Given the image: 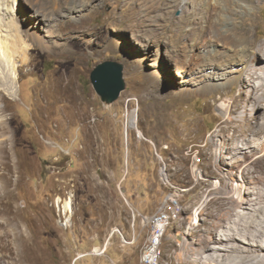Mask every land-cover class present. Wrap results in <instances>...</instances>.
<instances>
[{
    "label": "rangeland",
    "instance_id": "1",
    "mask_svg": "<svg viewBox=\"0 0 264 264\" xmlns=\"http://www.w3.org/2000/svg\"><path fill=\"white\" fill-rule=\"evenodd\" d=\"M44 1L64 24L51 39L59 49L34 44L18 82L0 84V123L11 133L0 125V139L6 138L0 142V255L8 264H139L149 216L169 208L159 264H182L179 244L192 222L203 220L192 211L210 195L230 194L232 181L221 178L232 161L226 150L242 138V128L229 137L234 127L228 119L239 81L208 89L206 83L184 85L177 72L176 61L187 64L192 38L207 36L215 12L204 10L206 0H186L183 12L182 0H77V11H55L59 0ZM251 1L258 18L241 29L260 44L264 0ZM8 2L12 13L4 15ZM4 3L1 15L16 24L43 5ZM68 14L85 16L77 24ZM193 48L201 55L207 45ZM105 60L124 64L125 89L113 102L102 100L90 78ZM199 64L190 65L203 68ZM241 188L233 192L240 200ZM25 237L42 248L32 263L25 260Z\"/></svg>",
    "mask_w": 264,
    "mask_h": 264
},
{
    "label": "bare ground",
    "instance_id": "2",
    "mask_svg": "<svg viewBox=\"0 0 264 264\" xmlns=\"http://www.w3.org/2000/svg\"><path fill=\"white\" fill-rule=\"evenodd\" d=\"M4 1L6 0H0V66L1 62L6 64V66L4 64L3 71L6 72V76H9H0V84L14 86L19 80L20 68L31 63L34 44L41 45L44 50L59 49L52 43L51 39L60 36L61 25L64 27V24H60L59 18L51 16L44 0H37L43 5L24 15L23 20L18 21L19 24L8 23L9 21H5L1 15V11L5 7ZM26 1L29 5L38 4L33 0ZM185 1L182 0L179 5L181 12H183ZM202 5L204 10H213L216 16L208 24L210 32L204 30L208 33L207 36L198 37L197 35V37L192 38L189 61L187 64H183L182 58L180 61L177 60V72H183L182 75L185 76L184 85L187 82H189L188 86L190 84L199 86L206 83L203 87L206 86L208 89L219 88L221 85L224 88L229 85L233 86L234 81H239L235 104L231 108L234 116L228 117V119L234 127V131L229 137H235L236 129L242 128L240 131L242 138H237L233 143H229L231 147L226 150L228 153L226 155H229L227 157L232 161L224 159L227 164L223 165L224 173L221 178L227 185L226 181H232L230 194H223L218 198L210 195L207 197L208 199H205L204 204L192 211L194 219L201 216L203 220L200 222L197 220V223L192 222L189 231L185 234L187 237L181 245L179 244V251L183 254L182 264H264V39L259 38L261 43L258 44L259 42H255V37L252 38L253 34L248 35L247 31L244 32L241 29L243 22L248 21L253 24V21L257 20L256 4L251 0H206ZM78 6L77 0H59L56 2L57 9L54 10L65 7L69 11H77ZM11 8L13 6H10L8 2L4 15L12 13ZM233 13L240 16L237 17ZM84 16L81 14V16L75 17V15L68 14L67 20L80 24L83 22ZM4 25L13 30L11 35L5 33L7 30L4 31ZM181 30L183 28H180ZM175 32L177 33V31ZM204 43L207 48L201 55H199L200 53L197 54V49L193 47L195 45L197 47L202 46ZM18 60L23 63L19 64L20 61ZM199 60L201 64L198 66L203 65V68L190 65ZM183 69L190 72L194 71V73L186 75ZM219 70L223 71L219 72ZM210 73L214 74L210 75ZM216 73L219 74L215 75ZM209 80L211 83H208ZM214 80L224 82L215 84L217 82H213ZM0 125L7 134L9 129L5 121ZM225 128L222 126L220 132ZM9 134L11 133L9 132ZM5 139L3 137L0 142ZM2 150L0 144V162L2 161ZM222 151L219 152L222 153ZM239 186L242 187V200L233 194ZM226 192L225 187L223 193ZM211 200H216L218 203L208 209L206 206L208 207ZM66 207H70L69 200L65 203ZM1 219L0 224L3 222ZM24 243L28 255L27 258L25 256L26 261L32 263V261L40 258L38 253L42 251V248L37 243L28 240L26 237ZM1 245L0 239V247ZM36 251L38 252L37 255L35 254ZM0 264H8L4 262V254L0 255Z\"/></svg>",
    "mask_w": 264,
    "mask_h": 264
},
{
    "label": "water",
    "instance_id": "3",
    "mask_svg": "<svg viewBox=\"0 0 264 264\" xmlns=\"http://www.w3.org/2000/svg\"><path fill=\"white\" fill-rule=\"evenodd\" d=\"M96 92L106 102H113L125 89L124 64L115 60L98 63L90 74Z\"/></svg>",
    "mask_w": 264,
    "mask_h": 264
},
{
    "label": "built area",
    "instance_id": "4",
    "mask_svg": "<svg viewBox=\"0 0 264 264\" xmlns=\"http://www.w3.org/2000/svg\"><path fill=\"white\" fill-rule=\"evenodd\" d=\"M138 132L140 131L138 130ZM171 213L172 211L167 208L158 210L149 216L150 233L147 239L146 249L139 264H159V257L161 254L160 244L167 225L170 223Z\"/></svg>",
    "mask_w": 264,
    "mask_h": 264
}]
</instances>
